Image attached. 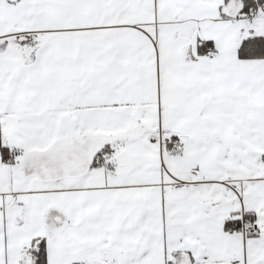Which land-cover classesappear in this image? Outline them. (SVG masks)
Listing matches in <instances>:
<instances>
[{"label": "snow or ice", "instance_id": "obj_1", "mask_svg": "<svg viewBox=\"0 0 264 264\" xmlns=\"http://www.w3.org/2000/svg\"><path fill=\"white\" fill-rule=\"evenodd\" d=\"M0 264H264V0H0Z\"/></svg>", "mask_w": 264, "mask_h": 264}]
</instances>
